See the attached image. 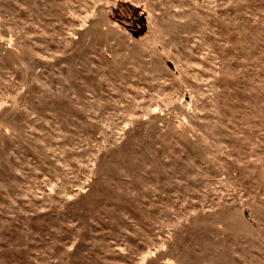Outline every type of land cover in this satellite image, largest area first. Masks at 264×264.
Segmentation results:
<instances>
[{"label": "rangeland", "instance_id": "374dc122", "mask_svg": "<svg viewBox=\"0 0 264 264\" xmlns=\"http://www.w3.org/2000/svg\"><path fill=\"white\" fill-rule=\"evenodd\" d=\"M0 264H264V0H0Z\"/></svg>", "mask_w": 264, "mask_h": 264}, {"label": "trees", "instance_id": "16d2710c", "mask_svg": "<svg viewBox=\"0 0 264 264\" xmlns=\"http://www.w3.org/2000/svg\"><path fill=\"white\" fill-rule=\"evenodd\" d=\"M131 11H133V8H131ZM134 16V15H133ZM134 33V32H133Z\"/></svg>", "mask_w": 264, "mask_h": 264}, {"label": "water", "instance_id": "95a60500", "mask_svg": "<svg viewBox=\"0 0 264 264\" xmlns=\"http://www.w3.org/2000/svg\"><path fill=\"white\" fill-rule=\"evenodd\" d=\"M142 19H144V18H142ZM145 20V19H144Z\"/></svg>", "mask_w": 264, "mask_h": 264}]
</instances>
